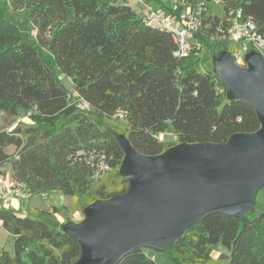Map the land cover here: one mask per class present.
Returning a JSON list of instances; mask_svg holds the SVG:
<instances>
[{
  "label": "trees",
  "instance_id": "obj_1",
  "mask_svg": "<svg viewBox=\"0 0 264 264\" xmlns=\"http://www.w3.org/2000/svg\"><path fill=\"white\" fill-rule=\"evenodd\" d=\"M5 1L25 10L35 33L0 8V113L11 119L24 112L29 121L0 129V167L8 165L13 184L28 193L58 191L72 203L26 213L0 207V224L14 236L12 254L0 246V264L79 258V243L55 214L126 191L124 150L113 126L145 155L180 143H224L260 127L252 106L229 99L216 75L197 68L198 57L173 56L171 34L147 25L127 0ZM153 1L174 16L205 3L194 36L207 47H226L235 9L264 31V0H215L220 14L210 7L214 0H176L174 7ZM60 76L70 79L72 91ZM167 134L174 138L166 140ZM9 146L13 153L5 151ZM263 217L209 213L168 247L170 257L174 264H218L211 251L221 245L228 251L225 264H264ZM117 264L158 262L136 247Z\"/></svg>",
  "mask_w": 264,
  "mask_h": 264
},
{
  "label": "water",
  "instance_id": "obj_2",
  "mask_svg": "<svg viewBox=\"0 0 264 264\" xmlns=\"http://www.w3.org/2000/svg\"><path fill=\"white\" fill-rule=\"evenodd\" d=\"M225 60L227 97L252 106L260 127L224 143H180L161 155H145L119 140L125 192L94 202L66 232L79 243L73 264H117L136 247L160 251L181 239L212 212L244 217L264 186V59L245 56L246 66Z\"/></svg>",
  "mask_w": 264,
  "mask_h": 264
},
{
  "label": "rangeland",
  "instance_id": "obj_3",
  "mask_svg": "<svg viewBox=\"0 0 264 264\" xmlns=\"http://www.w3.org/2000/svg\"><path fill=\"white\" fill-rule=\"evenodd\" d=\"M133 1L134 0H129L130 3H132ZM217 2L218 1L214 0L210 4V7L212 8L213 12H215L216 14H220V10ZM0 8L4 10V13L7 17L12 18L18 23L26 22L29 31L32 34L35 33L33 27H31V25L26 20L24 9H14L12 5L5 0H0ZM201 45H202L201 53L200 56L198 57L199 62L197 68L199 70L207 69L217 77H221L223 69H225L224 68L225 60L227 59V57H229L228 55L230 54L228 47L227 46L225 48L217 47V46L207 47L204 46L203 44ZM59 79L61 80L62 84L66 89L72 91V84L70 79L63 76H60ZM18 121H22L25 124H29L27 115L24 112H20L18 117L11 119L5 118L3 114L0 113V129H5V128L10 129L11 126H13ZM112 128L116 131L119 140L124 141L123 134L121 132H118V130L120 129L119 126H113ZM173 138L174 136L172 134L166 135V140H172ZM5 151L7 153H13L14 147L9 146L5 149ZM2 173H4L3 176L6 187L11 190V185L13 184V181L6 182V174L9 173L8 165H4L0 167V174ZM13 197H16L21 201L27 200L29 202L28 207L30 209H42L48 211L51 210L52 206L59 205L56 207H61L63 205H69L72 203V199L69 196H66L60 192H50L46 194L43 193V195L36 194L29 196L28 198L22 199L19 197L17 192L15 193V191H13L11 194H9V199L8 201H5V205H7L8 203L10 204ZM87 208L88 206H84V208L83 206H80L77 211H72L70 213L55 214V220L56 222H58L60 228L66 230L67 225L76 223V221H79L80 219L83 218L82 209L86 210ZM19 210L20 209H18V211ZM263 212H264V186L257 191L254 198L253 206L250 208L248 214L250 218H254L259 216ZM263 222H264V217H263ZM13 241H14V236L9 234L7 231H5L0 224V246H2L10 254H12ZM170 245L166 244L160 251L153 250L150 248H144V251H146L149 255H153L156 261L158 262V264H174L168 251V247ZM211 257L218 264H225L228 260V251L225 248H223L221 245H218L215 247L214 250L211 251Z\"/></svg>",
  "mask_w": 264,
  "mask_h": 264
},
{
  "label": "built area",
  "instance_id": "obj_4",
  "mask_svg": "<svg viewBox=\"0 0 264 264\" xmlns=\"http://www.w3.org/2000/svg\"><path fill=\"white\" fill-rule=\"evenodd\" d=\"M137 1L141 2V0ZM173 2L176 3L175 0ZM143 5L141 19L147 25L171 34L177 45L176 50L172 53L173 56L180 58L200 56L202 45L194 35L198 32L202 23V15L207 10L205 3L200 2L193 6H187L178 16L160 8ZM223 40L234 63L238 66H246L245 56L248 53L258 54L264 59V31H259L256 23L250 18L244 17L240 9H235L231 13L230 24ZM158 139L162 140V134L158 135ZM13 191L17 192L22 199L36 195L28 193L21 185L12 184L11 190L8 189L4 176L0 174V198L4 202L8 201L9 194Z\"/></svg>",
  "mask_w": 264,
  "mask_h": 264
},
{
  "label": "crops",
  "instance_id": "obj_5",
  "mask_svg": "<svg viewBox=\"0 0 264 264\" xmlns=\"http://www.w3.org/2000/svg\"><path fill=\"white\" fill-rule=\"evenodd\" d=\"M127 1H128V4L132 7V9L139 16L142 14V9L144 6L143 4L149 5V6L154 7V8H159V5L155 4V2L153 0H141V2H137L136 0H134L132 3H130L129 0H127ZM159 1L168 5V6H172V7L175 6L173 0H167V1L159 0ZM9 181H12L10 172L6 174V182H9ZM53 192H58V191H53ZM28 203L29 202L27 200L21 201V200L17 199L16 197H13L11 200V203L10 204L8 203L7 205H5V202L0 198V207L9 208V209H12L14 211H18V209H20L19 211L23 212V213H26V211L28 212V209H29ZM56 206H59V205H56ZM145 253L147 255H149L146 251H145ZM149 256L155 259V257L153 255H149Z\"/></svg>",
  "mask_w": 264,
  "mask_h": 264
}]
</instances>
